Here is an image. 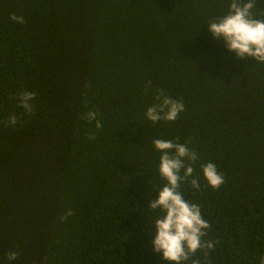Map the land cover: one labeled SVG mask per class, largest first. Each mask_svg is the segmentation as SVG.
Returning <instances> with one entry per match:
<instances>
[{
    "label": "trees",
    "instance_id": "1",
    "mask_svg": "<svg viewBox=\"0 0 264 264\" xmlns=\"http://www.w3.org/2000/svg\"><path fill=\"white\" fill-rule=\"evenodd\" d=\"M229 3L0 0V264L11 251L12 264H167L149 229L163 185L152 141L177 137L196 151L200 177V190L178 191L210 224L203 239L218 241L185 264H259L264 64L208 31ZM154 89L184 103L175 122L146 119ZM25 90L37 94L31 115L18 107ZM89 111L103 124L95 140ZM209 162L225 176L216 191L201 172Z\"/></svg>",
    "mask_w": 264,
    "mask_h": 264
},
{
    "label": "clouds",
    "instance_id": "2",
    "mask_svg": "<svg viewBox=\"0 0 264 264\" xmlns=\"http://www.w3.org/2000/svg\"><path fill=\"white\" fill-rule=\"evenodd\" d=\"M257 0H230L227 13L218 19L207 22L208 31L213 39L223 45L227 51L232 52L239 59L252 58L256 63L264 64V13H256L254 9ZM13 22L26 23L23 16L15 13L10 15ZM152 85L147 82L145 91ZM154 103L148 107L145 116L153 124L158 122H175L178 116L185 110L184 103L167 95L163 90L154 89ZM34 91H22L18 99V107L28 115L33 113L32 101L36 98ZM97 111H89L84 119L91 124L95 122V131L87 134L89 140H95L97 132L103 124L98 118ZM18 122L16 115H11L5 124L15 126ZM176 140L154 139V149L160 153L158 174L163 185L157 192L154 200H149L148 209L154 213L152 227L154 239L152 246L155 253L161 254L167 264H185L198 251H204L208 255L214 250L218 241H205L210 224L201 214V207L197 203L185 201L178 191L181 185L188 183L197 191L200 190V177L194 176V165L198 160L195 150L188 144ZM203 179L212 190H219L225 183V176L218 172L214 163L201 165ZM74 215L69 209L61 222ZM19 253L11 251L7 254L8 264L18 259ZM45 260L47 258H44ZM193 264H198L193 261ZM259 264H264V256L259 257Z\"/></svg>",
    "mask_w": 264,
    "mask_h": 264
}]
</instances>
